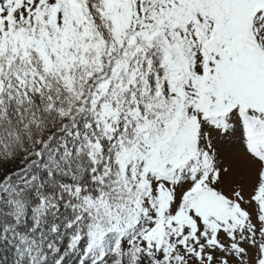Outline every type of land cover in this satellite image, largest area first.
<instances>
[{
  "label": "snow or ice",
  "instance_id": "6c2138e0",
  "mask_svg": "<svg viewBox=\"0 0 264 264\" xmlns=\"http://www.w3.org/2000/svg\"><path fill=\"white\" fill-rule=\"evenodd\" d=\"M0 264H264V0H0Z\"/></svg>",
  "mask_w": 264,
  "mask_h": 264
},
{
  "label": "rangeland",
  "instance_id": "374dc122",
  "mask_svg": "<svg viewBox=\"0 0 264 264\" xmlns=\"http://www.w3.org/2000/svg\"><path fill=\"white\" fill-rule=\"evenodd\" d=\"M225 163L230 164L233 167L234 176H244L245 180L248 179V175L245 170V165L242 160L225 157Z\"/></svg>",
  "mask_w": 264,
  "mask_h": 264
}]
</instances>
